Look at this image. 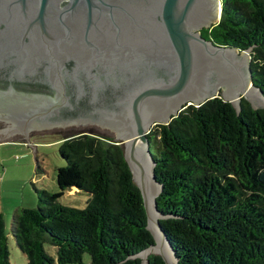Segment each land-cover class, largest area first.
<instances>
[{
    "label": "trees",
    "instance_id": "16d2710c",
    "mask_svg": "<svg viewBox=\"0 0 264 264\" xmlns=\"http://www.w3.org/2000/svg\"><path fill=\"white\" fill-rule=\"evenodd\" d=\"M219 22L201 35L214 44L251 48L253 84L264 94V0H220ZM239 113L221 97L187 106L148 133L162 190L160 225L178 264H264V109L242 99ZM58 146L59 192L36 190L37 205L14 211L11 233L26 264H141L154 243L123 148L111 137L71 135ZM65 189L88 194L83 208L64 205ZM45 243L56 248L55 257ZM147 264H165L157 254ZM0 264H10L0 214Z\"/></svg>",
    "mask_w": 264,
    "mask_h": 264
},
{
    "label": "water",
    "instance_id": "95a60500",
    "mask_svg": "<svg viewBox=\"0 0 264 264\" xmlns=\"http://www.w3.org/2000/svg\"><path fill=\"white\" fill-rule=\"evenodd\" d=\"M220 16V0H0V81H40L52 91L0 92V119L24 120L26 132L94 122L115 133L154 239L133 256L141 264L150 254L178 264L159 222L168 215L156 204L162 185L149 148L151 129L214 97L237 113L242 99L264 109V94L251 77V48L217 45L201 35ZM108 91L117 105L96 119H60L72 92L78 100L90 93V101Z\"/></svg>",
    "mask_w": 264,
    "mask_h": 264
},
{
    "label": "rangeland",
    "instance_id": "374dc122",
    "mask_svg": "<svg viewBox=\"0 0 264 264\" xmlns=\"http://www.w3.org/2000/svg\"><path fill=\"white\" fill-rule=\"evenodd\" d=\"M50 131L58 134L34 137L26 143H0V214L4 220L10 264L27 263L26 255L17 246L11 233L14 211L22 207H35L37 205L36 190L45 189L51 193L60 191L56 182V171L64 164L58 152L59 143L62 141L61 136H71L83 130L68 127L60 131L61 135L56 130ZM92 133L100 136L108 135L102 130ZM87 199L86 192L65 189L58 200L64 205L83 208ZM45 249L55 257L54 246L45 243ZM89 262L90 256L84 253L82 264H89Z\"/></svg>",
    "mask_w": 264,
    "mask_h": 264
},
{
    "label": "flooded vegetation",
    "instance_id": "af4514ba",
    "mask_svg": "<svg viewBox=\"0 0 264 264\" xmlns=\"http://www.w3.org/2000/svg\"><path fill=\"white\" fill-rule=\"evenodd\" d=\"M13 91L15 94H23L26 96H37V95H43V94H52V91L49 89V87L46 84L41 83L40 81L36 82H27V83H20L16 81H7L3 80L0 81V92H3L6 94H10V91ZM76 93V92H75ZM75 95L71 94V100H70V109H66L64 112H62L60 119L65 120L66 118L70 119H76L79 118H88V119H96L95 116H97L98 112L110 108L115 107V104L117 105V96L111 92H103L98 94H94L91 96V100L89 101L88 97L90 98V93L88 96L85 97L84 100H78L74 98ZM68 110V112H67ZM5 115L4 113L2 114ZM88 116V117H85ZM23 120V119H22ZM68 127L72 128H79L83 130L82 132H96L97 130H102L108 133V135H102L111 137L112 139L115 137V133L111 131L110 128L100 126L94 122H87L84 125H69L65 126L64 128H53L50 130H56L61 135L60 132L63 129H66ZM48 129H30L26 132V126L25 121L18 122V125H14L12 122H5L4 120L0 119V143H6V142H22L26 143L30 139L36 137L41 138L46 135L54 136L56 134H53V131H50ZM50 131V132H49ZM93 134V133H92ZM97 135V134H96ZM67 136H61V138H64ZM17 139V140H15Z\"/></svg>",
    "mask_w": 264,
    "mask_h": 264
}]
</instances>
